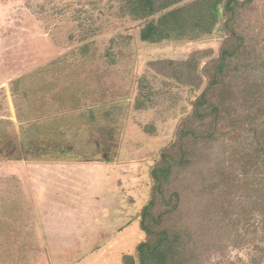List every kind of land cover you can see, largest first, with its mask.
<instances>
[{"label":"rangeland","instance_id":"rangeland-1","mask_svg":"<svg viewBox=\"0 0 264 264\" xmlns=\"http://www.w3.org/2000/svg\"><path fill=\"white\" fill-rule=\"evenodd\" d=\"M195 1L136 19L125 0H0V264H138L136 247L147 239L142 211L152 198L164 226H184L197 201L203 209L218 195L229 211L237 198L244 202V191L229 198L261 160L244 137L258 122L234 95L209 141L224 156L214 161L222 184L193 164L154 195L151 173L164 155L177 157L178 130L193 121L206 88L204 78L194 88L157 63L198 54L202 71L227 36L218 23L159 41L141 32ZM237 1L247 42L264 58V0ZM195 146L193 161L203 152ZM202 181L206 189L187 190ZM174 192L182 198L178 214L169 212ZM224 245L205 264L247 258Z\"/></svg>","mask_w":264,"mask_h":264},{"label":"trees","instance_id":"trees-1","mask_svg":"<svg viewBox=\"0 0 264 264\" xmlns=\"http://www.w3.org/2000/svg\"><path fill=\"white\" fill-rule=\"evenodd\" d=\"M182 1L184 0H125V8L132 17L145 19ZM221 1L197 0L188 7L163 15L157 23L148 24L141 32L143 40L159 41L172 31H181L182 34L197 29L203 31L206 29L205 25L218 23L227 36L218 57L211 59L202 71H199L198 54L182 62L157 63L171 67V77L194 88H199L204 78L206 88L194 101L190 118L193 121H188L185 127L178 130L177 157L164 155L160 165L151 173L154 195L162 194L170 187V183H174L180 172L193 164L201 165L200 169L208 175V181L213 179L217 186L222 184V178L215 177L214 166L218 165L214 161H218L219 157L223 159L224 156L214 155L209 141L217 140L214 133L221 121V112L224 111L222 105L226 107L225 99L232 95L234 101L239 98L250 103L252 111L249 114L255 116L258 124L256 127L250 126L244 137L247 138L246 144L258 152L261 160L256 162L254 170L248 176L235 183V189L231 191L233 196L229 201L233 202L238 193L243 194L242 191L245 199L243 202L237 198L233 205L230 202L233 208L231 211L226 205L228 200H219L217 195L203 209L199 201L189 208L193 215L188 216V222L184 226L181 222L164 226L165 213L154 216L156 201L152 198L142 211L140 228L147 239L136 247L138 264H205L213 254L224 253L226 242L229 246L246 252L247 258H237L231 264H264V58L257 45L247 42L245 28L241 27V20L239 22L237 17L243 5L237 0H226L220 12ZM209 94L214 100L210 101ZM216 96L219 101L215 100ZM261 124L263 128L260 127ZM250 135L252 138H249ZM195 144L203 152L198 160L193 161L196 150L192 149L198 148ZM200 178L203 179L204 176ZM186 187L190 192L199 188L206 189L207 185L205 187L202 181L196 185L189 183ZM172 195L175 200L169 212H183L180 209L183 205L180 203L182 198L179 193L174 192ZM216 200L219 201L216 203ZM186 217L185 215L184 221Z\"/></svg>","mask_w":264,"mask_h":264}]
</instances>
